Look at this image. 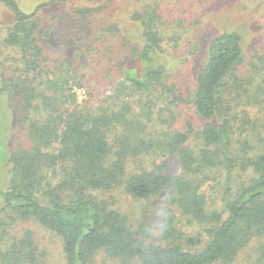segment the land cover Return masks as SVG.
Instances as JSON below:
<instances>
[{"label":"trees","instance_id":"trees-1","mask_svg":"<svg viewBox=\"0 0 264 264\" xmlns=\"http://www.w3.org/2000/svg\"><path fill=\"white\" fill-rule=\"evenodd\" d=\"M0 2L16 17L6 43L23 54L24 72L31 67L34 73L33 78L22 72L5 80L0 94L25 96V109L41 120L33 121L30 149L3 157L11 165V179L7 190L0 187V264H39L33 232L15 234L30 220L62 239L66 264H264V135L256 134L248 111H242L241 119L243 95H227L229 78H237L233 71L243 57L240 34L226 32L210 43L191 97L202 126L195 131L188 123L183 132L173 126V114L161 122L151 118V104L148 114L136 113L129 100L119 110H90L78 105L74 93L70 107L60 105L68 103L63 83L74 91L71 79L58 76L65 79L62 83L47 76L44 90L49 94L40 88L43 79L36 83L45 73L44 50L37 40L39 13L49 4L30 14L17 0ZM100 11L75 13L83 21ZM143 25L144 46L136 52L143 74L127 68L118 92L155 93L164 84L161 39L153 22ZM59 31L66 33L62 26ZM159 91L161 98L174 95L171 88ZM40 95L44 109L34 104ZM192 136L201 140L198 151L189 144ZM175 156L182 169L174 177L166 171L165 159ZM50 170L52 175L45 176ZM209 182L220 198L204 191ZM121 195L148 202L143 216L135 220L124 214ZM156 204L158 218L148 220ZM180 219L194 227L184 230Z\"/></svg>","mask_w":264,"mask_h":264},{"label":"rangeland","instance_id":"rangeland-1","mask_svg":"<svg viewBox=\"0 0 264 264\" xmlns=\"http://www.w3.org/2000/svg\"><path fill=\"white\" fill-rule=\"evenodd\" d=\"M17 1L20 8L30 14L36 7L49 4L39 13L41 29L37 34V40L44 50L45 73L37 76L36 81H45V85L40 87L42 92L49 94L44 90L47 76L51 75L52 79L57 78L59 82V77L67 76V80L71 79L74 91L68 89L63 83L65 79L62 78V91L65 92L68 103L61 102L60 105L65 108L72 105L74 93L77 94L78 105L90 110H107L112 107L119 110L129 100L137 110L136 113L148 114V106L151 104V118L161 122L167 119L169 114H173V126L176 125L183 132L187 131L188 123L192 124L195 131H199L202 126V121L195 115L191 97L195 91L196 78L207 60L210 43L226 32L240 34L243 57L233 71L236 72L237 78H229L232 89L227 95H230L231 99H236L238 93L243 95L239 109L241 119L242 111H248L251 123L257 128L256 134L264 135V0ZM83 8H101L102 11L81 21L75 11ZM15 21V14L0 2V88L4 87L5 80L19 78L24 72L23 54L6 43L9 29ZM150 22H153V31L158 33L162 42L158 58L167 68L164 84L158 86L155 93L132 90L118 92L127 68H136L139 75L143 74V64L138 56L140 51L136 52L144 46L143 24ZM112 25L114 29L110 30ZM61 26L66 33L59 31ZM69 61L73 62L72 65ZM27 69L24 74H30V78H33L31 67ZM70 72L77 75L76 79L73 75L70 77ZM76 81L81 85L75 84ZM52 87L49 85L51 91ZM166 88L173 90L174 95L171 98L168 95L161 98L159 90ZM234 92L236 98L232 94ZM42 96L40 95L39 102L34 101V104L39 103L44 109L47 104L43 105ZM175 96L179 98L178 101L174 100ZM25 100V96L16 98L8 92L0 94V187L4 190L10 185L11 165L3 157L15 151L30 149L33 121L40 120V117L25 109ZM52 106L57 104L54 102ZM200 141L196 136H192L189 144L198 151ZM166 160V171L174 177L179 175L182 169L180 159L175 156ZM50 174L52 175L51 170L46 171L44 175L48 177ZM57 174L58 170L54 171L53 177ZM213 186L214 182L207 183L204 191L211 195L210 198H220V194H216L212 189ZM212 190L214 194L211 193ZM118 203L124 214L136 220L143 216L148 202H138L121 195ZM158 207L159 204H156V207L150 208L148 220L155 221L158 218ZM180 220V226H183L184 230L194 227L185 219ZM27 230L33 232L40 255L39 264H66L60 237L36 220L20 224L15 234L22 237ZM204 235L207 238V233ZM104 262L107 261H100V264ZM108 264L111 262L108 261Z\"/></svg>","mask_w":264,"mask_h":264}]
</instances>
